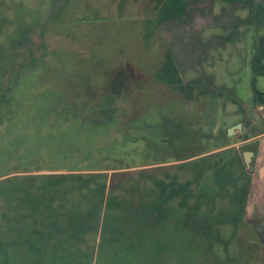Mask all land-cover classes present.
I'll use <instances>...</instances> for the list:
<instances>
[{"label":"rangeland","instance_id":"rangeland-1","mask_svg":"<svg viewBox=\"0 0 264 264\" xmlns=\"http://www.w3.org/2000/svg\"><path fill=\"white\" fill-rule=\"evenodd\" d=\"M262 36L264 0H0V264H39L25 206L77 202L89 264H264L232 148Z\"/></svg>","mask_w":264,"mask_h":264},{"label":"crops","instance_id":"crops-1","mask_svg":"<svg viewBox=\"0 0 264 264\" xmlns=\"http://www.w3.org/2000/svg\"><path fill=\"white\" fill-rule=\"evenodd\" d=\"M262 111L264 112V109ZM234 117V119L237 121L236 125L242 124L243 128V124L245 122H243V118L241 119L240 116ZM248 117L250 118V113H247L246 118ZM241 130L236 129V131ZM247 132L249 138L238 142L232 147L236 150H238L240 147L248 149V151L246 150L244 154L246 152L253 153V157L250 162L251 167H249L250 163L247 164L245 162V159L243 162L244 169L242 168V166L240 167V169L244 172V175L246 176L244 186L245 188H247V192L243 197V200H241V208L243 207L244 209L242 210V223L244 227L249 231L250 241L248 242L250 244L251 249H259V251L261 250L264 254V129H261L259 127V122L257 121L255 123V133H252L253 131L250 129L247 130ZM233 159L234 161L239 160V155L236 154L235 158L233 157ZM54 209L55 211L53 212H55L56 214H60L61 211L59 210V208L58 210H56V208ZM67 225L68 227H66ZM67 225H65V223H62V226L65 231H69L70 233H72L69 222L67 223ZM86 229L87 228H85L84 230ZM87 234L88 229L83 232V236L85 237ZM70 237L71 238L63 239L62 243L60 241L55 240V238H53L51 242H49L47 245H43L38 242L37 246H40L42 251L36 252V260L41 262H53L59 260L76 261L83 259L82 257H78L79 255H85L88 257V261H90L91 254L81 248L82 245H87L86 241L84 240L83 243H81L80 241H77V239H75L73 235H71ZM79 243H81L82 245H80Z\"/></svg>","mask_w":264,"mask_h":264},{"label":"trees","instance_id":"trees-1","mask_svg":"<svg viewBox=\"0 0 264 264\" xmlns=\"http://www.w3.org/2000/svg\"><path fill=\"white\" fill-rule=\"evenodd\" d=\"M49 33L50 32L47 33V36H48L47 44H48V48L50 49L49 52L51 53H48L47 56H50L51 54L55 56L58 52H60L63 49H61L60 44L58 46L56 45L53 46L52 42L58 38L65 37V34H60V35L55 36L54 34L50 35ZM251 69L253 72V79H252V88H253V93H254L253 103H254V107H259V106L264 105V92L257 89L256 79L257 77H264V36L260 38V43L257 44L255 47V51H254V54L251 60ZM58 177H59L58 180L69 178V176H64V175H59ZM246 192H247V188H245L244 186L243 197L245 196ZM41 199L43 200V204L48 205L47 200L44 195H42ZM51 202L52 201H50V205H51ZM78 203L80 202H77V204L74 205L76 207H71L68 211H65L64 213L62 212V214H56L55 212H53L55 211L54 209L55 207L53 203H52L53 204L52 206H43L38 209H34L35 212L30 211V209L25 206L24 207L25 212L22 214L32 215L31 217H28L29 221L31 220L33 221V223L30 222V225L32 227H29V229L32 231V234H30L28 238H25V242H27L28 248L24 251L17 247L18 245L16 244V241H15V244L13 245H11L12 243H9L11 245V248L14 249L16 253V254H13V256L16 257V261H23V262L31 261V258H32V259H35L34 261L38 262L39 264L40 263L42 264H89L88 257L85 255H79L78 257H82L83 259L76 260V261H60L59 260V261H53V262L52 261L51 262H46V261L41 262V261L36 260V252L42 251L41 247L37 246L38 242L43 245H47L49 242H51L53 238H55V240L60 241L62 243L63 239L71 238L70 237L71 235H73L75 239H78V237L82 236L83 232L88 229L85 223L82 222V220L85 218L86 215H88L91 212V210L85 213L84 212L79 213L80 209L77 208V206L79 207L80 204ZM92 206H93L92 207L93 209L92 208L91 209L95 210L96 208L98 209L97 206H100V204L96 202ZM242 210H244L243 207L241 208V211ZM17 213H20V211L18 210V212H16L14 215H18ZM241 216H243V213ZM37 217L40 218V221L37 220ZM68 222L71 227L72 233H70L69 231H65V229L62 226V223H65V225H67ZM66 227H68V225ZM85 228L87 229L84 230ZM9 244L7 245L9 246ZM0 250L1 252L4 253V256L6 257V260H7L8 250L4 248L2 250V247L0 248ZM30 253H32V255H30Z\"/></svg>","mask_w":264,"mask_h":264},{"label":"water","instance_id":"water-1","mask_svg":"<svg viewBox=\"0 0 264 264\" xmlns=\"http://www.w3.org/2000/svg\"><path fill=\"white\" fill-rule=\"evenodd\" d=\"M236 129H239V130L242 129V124H238V125H236V126L230 128V130H229V135H232V134L235 132ZM252 157H253V153H252V152H246V153L244 154L245 162H246L247 164H249V163L251 162Z\"/></svg>","mask_w":264,"mask_h":264},{"label":"built area","instance_id":"built-area-1","mask_svg":"<svg viewBox=\"0 0 264 264\" xmlns=\"http://www.w3.org/2000/svg\"><path fill=\"white\" fill-rule=\"evenodd\" d=\"M264 108L263 107H260V110L262 111Z\"/></svg>","mask_w":264,"mask_h":264}]
</instances>
